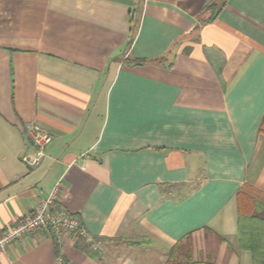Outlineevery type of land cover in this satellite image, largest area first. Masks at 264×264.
<instances>
[{"label":"crops","instance_id":"1","mask_svg":"<svg viewBox=\"0 0 264 264\" xmlns=\"http://www.w3.org/2000/svg\"><path fill=\"white\" fill-rule=\"evenodd\" d=\"M263 118L264 0H0V235L57 188L99 243L41 229L0 264H164L187 234L194 260L251 264ZM27 124L51 137L35 166Z\"/></svg>","mask_w":264,"mask_h":264},{"label":"trees","instance_id":"2","mask_svg":"<svg viewBox=\"0 0 264 264\" xmlns=\"http://www.w3.org/2000/svg\"><path fill=\"white\" fill-rule=\"evenodd\" d=\"M144 63V60H140ZM260 131L264 133V118ZM238 203V249L251 253V264H264V201L261 194L251 186H243L237 193ZM59 208L56 205L57 209ZM86 253L94 258L97 251H92L82 237H78ZM137 244V243H130ZM191 234L179 240L171 249L164 264H216L211 260H194L192 256Z\"/></svg>","mask_w":264,"mask_h":264},{"label":"built area","instance_id":"3","mask_svg":"<svg viewBox=\"0 0 264 264\" xmlns=\"http://www.w3.org/2000/svg\"><path fill=\"white\" fill-rule=\"evenodd\" d=\"M36 150L33 154L22 155L20 160L28 166H35L44 157V148L51 141V137L31 124L25 126ZM57 188H54L49 196L42 201L29 216L20 220L0 235V250L27 234H33L41 229H47L57 237L62 234H71L74 237H82L88 241L93 249L99 245L92 241L86 234L78 218L69 215L64 208L51 209L56 198Z\"/></svg>","mask_w":264,"mask_h":264},{"label":"rangeland","instance_id":"4","mask_svg":"<svg viewBox=\"0 0 264 264\" xmlns=\"http://www.w3.org/2000/svg\"><path fill=\"white\" fill-rule=\"evenodd\" d=\"M191 244H192V241H191Z\"/></svg>","mask_w":264,"mask_h":264}]
</instances>
